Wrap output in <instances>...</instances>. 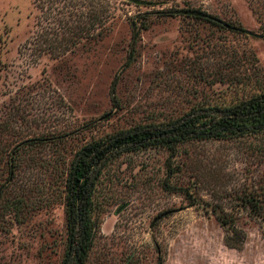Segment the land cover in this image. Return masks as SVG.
Instances as JSON below:
<instances>
[{"label": "rangeland", "instance_id": "374dc122", "mask_svg": "<svg viewBox=\"0 0 264 264\" xmlns=\"http://www.w3.org/2000/svg\"><path fill=\"white\" fill-rule=\"evenodd\" d=\"M145 1L0 0V264H63L67 180L85 145L264 93V0ZM248 139L110 162L90 199L86 264H264V220L237 202L264 176ZM237 235L242 246H227Z\"/></svg>", "mask_w": 264, "mask_h": 264}, {"label": "trees", "instance_id": "16d2710c", "mask_svg": "<svg viewBox=\"0 0 264 264\" xmlns=\"http://www.w3.org/2000/svg\"><path fill=\"white\" fill-rule=\"evenodd\" d=\"M139 37L140 31L134 28V43ZM236 138H253L247 141L248 150L260 165L264 163V93L229 106L194 108L169 124L138 127L82 147L71 164L67 180L69 236L63 264H86L94 241L89 208L91 195L102 171L114 159L143 149L161 147L175 153L181 144L190 141ZM169 170V175H173L171 166ZM165 188L172 189L168 185ZM240 193L237 202L250 209L253 216L264 220V176L246 184ZM190 200L194 202L191 197ZM215 210L222 227L230 226L233 233H240L230 214ZM242 238L227 236L225 243L239 249L244 243L245 237Z\"/></svg>", "mask_w": 264, "mask_h": 264}, {"label": "water", "instance_id": "95a60500", "mask_svg": "<svg viewBox=\"0 0 264 264\" xmlns=\"http://www.w3.org/2000/svg\"><path fill=\"white\" fill-rule=\"evenodd\" d=\"M130 3H133L135 5H138V6H149L151 5L152 3H150L149 1H145V0H126ZM178 15H181V16H189V17H196V18H202V19H207V20H210V21H213V22H216L228 29H232V30H235V31H241L240 29L238 28H234L230 25H228L227 23H225L224 21L218 19V18H215V17H212L211 15L209 14H206L202 11H197V10H180L177 12ZM122 210V208H120L118 210V212H120ZM169 213H164L162 214L161 216H159L158 218L155 219L154 223H153V226L160 220H162L164 217L168 216Z\"/></svg>", "mask_w": 264, "mask_h": 264}]
</instances>
